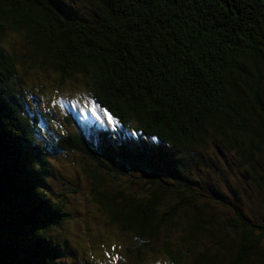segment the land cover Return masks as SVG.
Here are the masks:
<instances>
[{
	"label": "trees",
	"instance_id": "16d2710c",
	"mask_svg": "<svg viewBox=\"0 0 264 264\" xmlns=\"http://www.w3.org/2000/svg\"><path fill=\"white\" fill-rule=\"evenodd\" d=\"M46 67L60 83L79 77L121 127L54 138L53 150L90 160L81 191L74 181L44 191L51 165L20 70ZM211 142L234 157L264 212V0H0V264H70L58 229L87 203L132 237L117 245L126 263L264 264V215L228 200L218 213L201 190Z\"/></svg>",
	"mask_w": 264,
	"mask_h": 264
},
{
	"label": "rangeland",
	"instance_id": "374dc122",
	"mask_svg": "<svg viewBox=\"0 0 264 264\" xmlns=\"http://www.w3.org/2000/svg\"><path fill=\"white\" fill-rule=\"evenodd\" d=\"M7 41L20 52L27 49L19 35L10 34ZM28 57H31L29 53ZM36 65L39 67L38 62ZM20 74L23 77L24 87L21 84L20 86L24 91V102L30 115L36 118V120L31 119V121L36 123L37 142L47 148L45 150L50 160L51 172L44 176L45 193L53 192L58 195L57 190H63L67 187L64 182L70 186L71 181L75 182L76 185H72V187L77 188L78 191L88 188L89 179L86 175L84 176L81 166L89 164L90 160L83 158L80 153L63 155L53 150L51 144L54 138L63 132L96 136L98 129H107L116 135L117 133L121 134V127L89 98L78 81L79 77L60 83L55 72L48 67L44 71L38 69L34 71L26 69L24 71L22 69ZM109 116L111 120H109ZM125 135H127V139L140 143V139L131 130H125ZM115 142H119L118 138ZM146 143L157 146L155 142L151 143V140ZM136 146L139 148L141 144H136ZM205 152L207 160L204 164L199 165L200 174L204 175V169L208 166L223 171L228 178V183L224 185L228 192L226 194L220 187L213 185L206 179L203 181L205 189H201L200 185L195 186V188L201 189L207 195L205 199L213 203L214 209L218 213L222 211V214H225L223 209L230 206L220 207L221 204H224L222 200H228L233 204L240 205L249 217L256 218V220L262 219L264 212L258 206V199L261 197H259L257 190L251 187L250 181L243 174V170L238 167L234 157L229 152L220 150L213 142L206 146ZM70 194L74 201L76 198L77 201H80V197L83 196L81 194L80 197H75L74 193ZM82 206L83 204L78 203V208ZM84 206L77 217H74L76 219L69 220L67 224L58 229L59 232L57 233L58 238H65L70 246L68 251V254H71L70 264H117L119 262L116 261L118 252H121V247L118 249L117 245H122L124 242L129 244L132 237L122 234L115 226H104L105 221H102L104 216L98 213H91V215L90 205L87 203V206ZM88 211L90 216L87 215ZM222 218L224 219L225 216ZM120 257L124 263L132 261L127 259V255L123 251ZM72 258H75V262ZM84 259L87 261L83 262Z\"/></svg>",
	"mask_w": 264,
	"mask_h": 264
},
{
	"label": "snow or ice",
	"instance_id": "6c2138e0",
	"mask_svg": "<svg viewBox=\"0 0 264 264\" xmlns=\"http://www.w3.org/2000/svg\"><path fill=\"white\" fill-rule=\"evenodd\" d=\"M109 120H111V117L109 116ZM151 139L155 140L156 137H152ZM150 147L155 148L157 147L156 145H151ZM204 176L205 178L211 182L213 185L220 187L222 191H224L226 194L228 192V189L224 187L225 184L228 183V178L227 175L218 169H215L211 166H208L204 169ZM38 236H43V232L37 231L35 233Z\"/></svg>",
	"mask_w": 264,
	"mask_h": 264
}]
</instances>
